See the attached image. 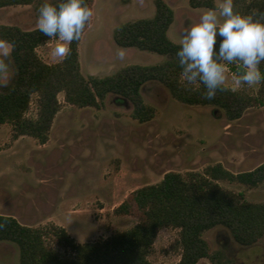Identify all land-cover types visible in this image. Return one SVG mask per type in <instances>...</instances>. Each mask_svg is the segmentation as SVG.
I'll list each match as a JSON object with an SVG mask.
<instances>
[{"label":"rangeland","instance_id":"1","mask_svg":"<svg viewBox=\"0 0 264 264\" xmlns=\"http://www.w3.org/2000/svg\"><path fill=\"white\" fill-rule=\"evenodd\" d=\"M165 1L176 15L168 36L179 44L185 25L198 22L207 9H191L189 0ZM215 1L217 6L222 2ZM42 2L0 10V25L38 28L37 10ZM155 14V0H96L92 23L80 43L83 75L104 78L127 66L166 61V56L157 53L123 49L113 39L119 26ZM55 46L53 41L38 48L45 63L53 65L64 59L54 55ZM10 50L9 45L0 44V83L4 86L14 77L7 60ZM234 74L226 68L224 86L235 87ZM259 89L260 82L235 91L256 96ZM141 94L149 109L142 116H148L145 122L137 119L132 103L117 95L107 96L102 109H81L67 104L64 93L59 94L61 110L46 145L28 136L15 141L12 126L0 125V214L32 227L58 224L77 242L92 243L133 228L137 220L116 216L115 207L131 192L159 184L168 172L203 173L208 166L222 164L237 174L264 163V107L249 109L241 119L228 121L223 110L184 105L156 82L146 83ZM37 99H32L28 118L37 117ZM219 185L242 194L250 203H264V183L254 188L228 181ZM203 238L212 251H222L229 264H264V240L243 247L222 226L205 232ZM178 242L179 230L162 229L148 260L179 264L182 250ZM47 244L62 257L71 256L55 239H47ZM0 264H19L15 244L0 243ZM198 264L211 262L202 259Z\"/></svg>","mask_w":264,"mask_h":264},{"label":"trees","instance_id":"2","mask_svg":"<svg viewBox=\"0 0 264 264\" xmlns=\"http://www.w3.org/2000/svg\"><path fill=\"white\" fill-rule=\"evenodd\" d=\"M37 1L0 0V10L31 6ZM95 1L84 0L92 13ZM155 6L153 18L119 26L113 39L123 49L157 53L166 56V61L154 66H127L104 78L86 77L81 70L80 43L93 15L81 38L70 44L68 55L53 65L45 63L37 50L55 39L45 37L38 28L25 30L0 25V44L11 48L7 60L14 74L9 86L0 83V125L12 126L15 141L28 136L46 145L54 119L61 110L58 101L61 93L67 104L81 109H102L107 96H120L132 103L140 120L149 111L141 94L148 82L159 83L184 105L221 109L228 121L241 119L249 109L264 107V80L256 96L223 86L225 90L217 91L212 100L203 98L202 85L197 89L181 83L176 58L179 44L168 36L175 11L165 0H155ZM189 6L207 10L218 7L215 0H189ZM233 6L235 11L248 14L253 9L264 10V0H233ZM2 66L0 58V73ZM228 68L233 73L238 70L237 65ZM259 69L264 75V62ZM34 96L38 98V114L36 118H28ZM147 117L142 121H147ZM220 181L257 187L264 183V163L237 174L222 164L208 166L203 173L168 172L159 184L131 192L115 207L116 216L137 220L133 228L92 243L77 242L65 228L54 223L32 227L20 223L14 216L0 214V243L9 242L18 247L19 264H152L148 256L159 232L172 228L179 230L178 243L182 250L179 264H198L202 259H208L211 264H229L222 251H212L203 234L222 226L240 246L256 245L264 240V203H250L242 194L223 189ZM49 238L55 239L71 256L62 257L50 248Z\"/></svg>","mask_w":264,"mask_h":264},{"label":"clouds","instance_id":"3","mask_svg":"<svg viewBox=\"0 0 264 264\" xmlns=\"http://www.w3.org/2000/svg\"><path fill=\"white\" fill-rule=\"evenodd\" d=\"M37 11L38 29L45 37L56 40L53 53L58 57L68 55L70 44L81 38L93 15L84 0H43ZM176 58L180 82L197 89L202 85V96L207 100L225 90L226 68L230 65L238 66L232 77L233 91L261 82L264 10L241 14L234 10L233 0H222L218 7L204 11L198 22L185 25Z\"/></svg>","mask_w":264,"mask_h":264},{"label":"crops","instance_id":"4","mask_svg":"<svg viewBox=\"0 0 264 264\" xmlns=\"http://www.w3.org/2000/svg\"><path fill=\"white\" fill-rule=\"evenodd\" d=\"M49 43H47L46 45H48ZM42 47V46H41ZM58 225V224H57Z\"/></svg>","mask_w":264,"mask_h":264}]
</instances>
